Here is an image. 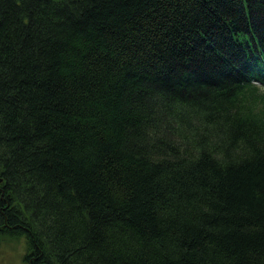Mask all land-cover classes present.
Returning <instances> with one entry per match:
<instances>
[{
  "label": "trees",
  "instance_id": "obj_1",
  "mask_svg": "<svg viewBox=\"0 0 264 264\" xmlns=\"http://www.w3.org/2000/svg\"><path fill=\"white\" fill-rule=\"evenodd\" d=\"M264 0H0V238L26 264H264Z\"/></svg>",
  "mask_w": 264,
  "mask_h": 264
},
{
  "label": "rangeland",
  "instance_id": "obj_2",
  "mask_svg": "<svg viewBox=\"0 0 264 264\" xmlns=\"http://www.w3.org/2000/svg\"><path fill=\"white\" fill-rule=\"evenodd\" d=\"M27 242L0 238V264H26Z\"/></svg>",
  "mask_w": 264,
  "mask_h": 264
}]
</instances>
